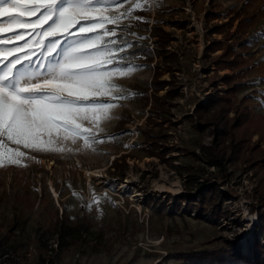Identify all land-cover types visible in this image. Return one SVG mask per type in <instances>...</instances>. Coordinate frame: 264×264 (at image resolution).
<instances>
[{"label":"rangeland","instance_id":"rangeland-1","mask_svg":"<svg viewBox=\"0 0 264 264\" xmlns=\"http://www.w3.org/2000/svg\"><path fill=\"white\" fill-rule=\"evenodd\" d=\"M120 11L132 13L123 21L121 44L133 45L121 55L125 57L139 47L153 52L159 48L156 38L150 36L155 25L170 34L168 46L160 47L162 56L154 55L149 63L128 60L139 70L115 80L128 98L113 101L119 106L111 110V119L101 123L103 131L94 129L99 142L54 140L57 151L30 152L34 159H24L22 166H0L3 245L19 250L20 264H35L41 256L52 257L55 264H202L181 260L179 255L215 250L228 239L243 258L242 264H264L257 263L255 246L257 238L264 246L259 228L264 206L256 203L264 192V164L246 172L229 166L222 175L189 154H199V146L212 141L209 129L203 133L196 130L193 111L198 103L207 104L208 94L228 88L220 79L223 76L243 72L235 81L245 85L237 87L233 99L238 106L248 105L264 125V0H156L150 6L141 0H121ZM216 26L222 28L219 33H214ZM15 31L24 29L15 27ZM9 35L0 34L8 47L29 40L28 36L9 40ZM215 40L220 48L210 44ZM228 44L234 53H241L243 64L252 66L250 71H238L243 64L229 69L210 63ZM209 46L216 50L207 58ZM172 54L176 64L169 63ZM168 65L177 71L171 72ZM153 79L170 84L157 96L172 88L178 94L159 101L169 113L165 119L150 112V101L145 106L139 98L145 89L150 96ZM141 130L162 135L174 151L163 161L148 156ZM257 138L252 135L251 142ZM114 160L120 162L122 177L114 175ZM210 173L223 178V184L216 182L221 191L231 192L222 205L227 218L214 217L211 209L202 215L195 210L189 213L185 204L176 213L174 204L185 194L187 180L201 177L199 182H203L211 178ZM94 198L98 203L88 210ZM62 211L72 224L81 222L85 230L82 241L59 251L54 223ZM51 248L56 251L46 252ZM261 258L263 261L264 256Z\"/></svg>","mask_w":264,"mask_h":264},{"label":"snow or ice","instance_id":"snow-or-ice-1","mask_svg":"<svg viewBox=\"0 0 264 264\" xmlns=\"http://www.w3.org/2000/svg\"><path fill=\"white\" fill-rule=\"evenodd\" d=\"M120 8L121 0H0V34L29 37L11 47L0 38V166L57 151L54 140L99 142L94 129L128 98L115 80L139 70L121 55L133 45L121 44L132 13Z\"/></svg>","mask_w":264,"mask_h":264},{"label":"trees","instance_id":"trees-1","mask_svg":"<svg viewBox=\"0 0 264 264\" xmlns=\"http://www.w3.org/2000/svg\"><path fill=\"white\" fill-rule=\"evenodd\" d=\"M212 13V12H211ZM144 25L141 24L140 27ZM146 26V25H145ZM146 28V27H145ZM217 31L214 33H219L221 27L216 26ZM150 36L156 38V42L159 44V48L165 49L168 45L170 39V34L162 30L161 25H155L152 27ZM218 45L221 44L218 40L211 41L210 44ZM154 49V52L149 50L147 47L135 48L133 51L128 52L125 56L127 60H139L142 62H151L153 56H162V49ZM209 52L206 53V57L209 58L210 53L214 52L216 49L209 46ZM231 45H226L222 54L217 58L213 59L210 63L215 66V68L222 67L226 65L229 69H234L235 65L240 66L243 64V57L241 53H234ZM218 50V49H217ZM230 53H232V59H229ZM172 58V59H171ZM169 63L176 64L177 60L175 55L172 54ZM170 71H177V67H172L168 65ZM248 67V68H247ZM252 66H247L243 64L241 68L238 69H248L250 71ZM210 69L208 68L207 71ZM234 72L233 76H223L220 79L222 82L226 83L228 88L226 90H215L212 94L207 96V104L203 105L198 103L193 111L195 117L196 130L203 133L205 130L209 129L212 136V141L209 145L199 146V154L195 152L189 153L199 162L205 163L206 166L215 168L216 170L226 174V168L230 167H242L243 171L256 169L259 164H264V149L261 145H264V125L259 123L261 117H254L250 107L248 105L239 106L236 105L233 95L238 91L239 85H245L241 82L235 81V76L240 75ZM169 82L158 81L153 79L151 82V92L148 95V89H145L140 94L139 98L142 99L143 105H148L150 101V112L158 115L160 119H165L166 115H169L168 111L159 104L160 100L172 99L177 97L176 88H172L166 93V95L159 97L157 93L164 89V87L169 86ZM221 92H225V95H219ZM175 93V95H174ZM233 113L230 117L229 114ZM149 116L147 120H150ZM129 122V120L121 123ZM140 135L143 138L144 144L148 145L145 152L148 156H157L162 161L166 158L167 154L172 153L174 150L169 147L163 136H157L152 134L150 131H140ZM257 135V140L255 143L251 142V136ZM159 150L156 152V150ZM122 160L125 156L120 157ZM113 169L116 168L115 174L117 177H122V167L120 166L119 160H114L112 163ZM120 175V176H119ZM211 178H206L203 182H199L201 177H190L187 183L184 184L185 194L177 199L174 204V210H181V205L185 204L187 206L188 212L196 211L198 215L207 213L211 209V214L214 217H219L226 219L227 213L222 210V205L229 200L231 192H224L219 189L216 184H223L224 180L221 176L210 173ZM258 205L264 206V192L259 194L257 198ZM261 234L264 239V220L260 223ZM54 233L57 235L56 238V250H65L73 246L77 241H82V231L85 230V226L78 222L77 224H72L65 211H62V217L57 219L54 223ZM0 246L3 254H9L8 258L5 259L4 264H20L21 254L19 250L14 248H5L3 242L0 238ZM255 246L257 250L256 261L257 263H262L261 256H264V246L258 238L255 240ZM44 248H47L43 244ZM236 247L230 240H225L223 246L211 250V251H200L196 253H183L179 255V259L195 262L202 264H242L243 258L238 255ZM51 248L49 251L52 253L56 251ZM35 264H55L52 257L41 256L40 260Z\"/></svg>","mask_w":264,"mask_h":264},{"label":"built area","instance_id":"built-area-1","mask_svg":"<svg viewBox=\"0 0 264 264\" xmlns=\"http://www.w3.org/2000/svg\"><path fill=\"white\" fill-rule=\"evenodd\" d=\"M9 254H3L1 251V246H0V264H4L5 259H7Z\"/></svg>","mask_w":264,"mask_h":264}]
</instances>
